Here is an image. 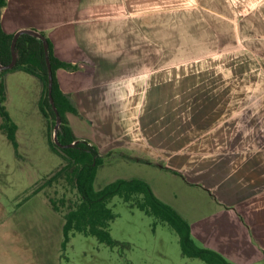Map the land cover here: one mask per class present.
I'll list each match as a JSON object with an SVG mask.
<instances>
[{"label":"crops","instance_id":"1","mask_svg":"<svg viewBox=\"0 0 264 264\" xmlns=\"http://www.w3.org/2000/svg\"><path fill=\"white\" fill-rule=\"evenodd\" d=\"M4 8L32 18L19 28L43 32L54 56L78 67L55 71L78 111L66 115L78 140L147 167L142 179L187 220L198 246L234 264H264V0H7ZM168 33L178 34L174 61ZM36 230L32 240L43 242ZM14 237L6 244L19 264H43L39 244L20 234V247Z\"/></svg>","mask_w":264,"mask_h":264},{"label":"rangeland","instance_id":"2","mask_svg":"<svg viewBox=\"0 0 264 264\" xmlns=\"http://www.w3.org/2000/svg\"><path fill=\"white\" fill-rule=\"evenodd\" d=\"M4 10L2 26L5 32L34 30L31 26L19 28L32 23V18L16 14L13 9ZM167 41L168 61H174L178 58V34L168 33ZM4 79L5 107L18 127V147L14 148L0 130V264L20 263L21 254L13 252L11 245L6 244L10 242L7 236L12 233L14 240L20 242L18 246L25 241H31L32 246L39 244L38 253L43 250L47 254L40 255L43 264H206L197 258H185L179 237L169 225L131 208L120 197H114L109 203L116 214L110 232L119 243L117 246L109 247L95 237L79 233L65 242L63 215L52 210L47 193L60 199L63 194L69 197V192L62 184L34 192L62 165V158L51 150L49 122L40 110L43 86L37 77L22 70L10 71ZM146 169L143 165L106 158L99 166L94 187L99 190L117 179H142ZM39 226L43 227L41 239L44 240L40 243L32 240ZM17 234H24L26 240L22 241Z\"/></svg>","mask_w":264,"mask_h":264},{"label":"trees","instance_id":"3","mask_svg":"<svg viewBox=\"0 0 264 264\" xmlns=\"http://www.w3.org/2000/svg\"><path fill=\"white\" fill-rule=\"evenodd\" d=\"M7 0H0V64L11 62V42L13 34H8L2 27V10ZM44 35V34H43ZM45 36V35H44ZM49 59L53 73V91L55 105L61 117L58 140L63 148L53 142V129L56 122L55 112L48 97V69L41 40L30 35H22L16 44L17 63L11 70L0 72V130L6 135L14 148L18 147L16 140L17 125L9 116L5 102V74L10 71L22 70L37 77L42 86L40 110L49 122L48 136L51 150L62 158V165L51 176L46 177L34 192H40L53 184H62L69 192L60 199L47 193L52 210L63 215V234L65 242L76 233L95 237L100 243L115 247L119 243L111 237L110 227L116 214L109 207L114 197H120L131 208H137L159 222L169 225L178 235L181 253L185 258L200 259L206 264H234L220 253L200 247L191 235L187 220L173 207L161 201L153 192L150 185L141 178L117 179L103 188L96 190L95 178L99 166L106 158L100 156L97 148L85 140H78L67 120V113L78 114L70 97L60 90L55 71L63 69L76 71V65L63 62L53 54L52 43L49 39ZM75 143L73 147L70 144ZM109 157V156H108Z\"/></svg>","mask_w":264,"mask_h":264},{"label":"water","instance_id":"4","mask_svg":"<svg viewBox=\"0 0 264 264\" xmlns=\"http://www.w3.org/2000/svg\"><path fill=\"white\" fill-rule=\"evenodd\" d=\"M22 35H30L32 37H35L39 40L42 41L43 43V49H44V54H45V58H46V64H47V69H48V97H49V102L52 106V109L55 112V116H56V122L54 125V129H53V142L60 148H63L65 146H62L58 140V132L60 129V125L62 123L61 121V117L60 114L57 110V107L55 105L54 102V98L52 95V91H53V73H52V68H51V63H50V59H49V43L47 38L40 33L37 30H33V29H20L17 32H15L13 34V39L11 42V62L8 65H2L0 64V72L4 71V70H11L13 67H15L16 63H17V52H16V44L18 41V38ZM76 142L72 143L69 145V147H73L75 145Z\"/></svg>","mask_w":264,"mask_h":264}]
</instances>
